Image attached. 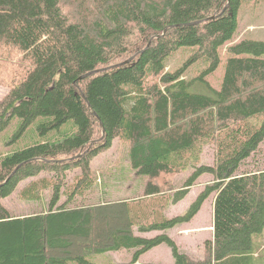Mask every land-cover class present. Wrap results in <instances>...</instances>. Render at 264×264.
Returning a JSON list of instances; mask_svg holds the SVG:
<instances>
[{
  "label": "trees",
  "instance_id": "trees-1",
  "mask_svg": "<svg viewBox=\"0 0 264 264\" xmlns=\"http://www.w3.org/2000/svg\"><path fill=\"white\" fill-rule=\"evenodd\" d=\"M242 2L0 0V13L42 25L56 42L40 58L10 18L0 22V132L14 119L16 137L35 124L30 145L0 153V264H93L89 256L120 250L135 264L160 245L174 264H255L264 169H242L264 141V42L233 43ZM176 54L183 59L170 68ZM116 139L128 145L143 198L86 203L96 185L90 163ZM207 147L211 165L201 163ZM185 172L172 191L167 181ZM201 176L212 183L187 210L163 216ZM25 181L19 197L48 193L46 209L15 216L2 201ZM212 194V238L192 259L165 232L189 223Z\"/></svg>",
  "mask_w": 264,
  "mask_h": 264
},
{
  "label": "rangeland",
  "instance_id": "rangeland-1",
  "mask_svg": "<svg viewBox=\"0 0 264 264\" xmlns=\"http://www.w3.org/2000/svg\"><path fill=\"white\" fill-rule=\"evenodd\" d=\"M5 18H10L6 14L0 13V22ZM238 29L233 43H237L243 40L260 41L264 42V0H243L242 5L238 11ZM13 21L14 26L20 32V34L26 39L28 45L33 52L40 58H44L49 53L53 52L56 48V42L52 36L39 24H28L21 22L15 18H10ZM182 55L175 56L174 61L169 66L175 67L181 62ZM224 67V66H223ZM192 70V68L190 69ZM189 70V71H190ZM222 76V69H219L208 78V82L217 87ZM6 89L0 87V99L5 95ZM264 115L257 119V126L260 125ZM18 120L14 119L10 124L0 132V153L6 152V154L13 152L17 149H23L26 145L31 144V140L28 141V136L34 130L35 124L33 123L25 132L19 137H16L18 131ZM37 123V120L35 121ZM128 145L124 142L116 139L113 141L112 146L105 152L98 154L92 159L90 163L91 175L96 179L95 191L90 198H87L86 203H92L99 201H115V200H142V188L144 181L142 182L131 170L129 161L127 159ZM201 163L211 165L213 163V150L211 147H207L201 157ZM243 171H253L264 169V141L260 145L254 157L248 159L245 162ZM79 171L69 172L68 181L72 179L74 174ZM189 172L179 173L172 176L168 181L173 187L172 191L179 190L182 182L188 177ZM142 178V177H141ZM211 178L209 176H201L195 184L189 189L186 197L173 205L166 207L162 211V215L166 217H173L183 214L190 203L196 198V196L204 189L206 185H210ZM28 184V181L22 182L15 193L10 197L4 199L2 203L9 212L15 216H27L35 213H41L46 209V204L49 198V194L46 193L42 196L41 201H23L18 192ZM171 191V192H172ZM215 194H212L202 205L200 212L187 224L178 225L170 229V237L174 243L183 252L194 255V257H203V240L209 236L211 238L213 233V210L215 203ZM63 200V199H62ZM136 201V202H137ZM62 202V201H61ZM151 202V200H150ZM150 208V206H149ZM160 213L159 206H156L152 212ZM149 215V213L147 214ZM156 217V216H155ZM137 234V233H136ZM167 235V231L165 232ZM147 238L154 237L153 234H140ZM254 251L253 256L255 264H264V230L261 235H257L253 238ZM179 249V250H180ZM167 246L160 245L153 248L149 252L142 255L141 260H145L144 263H149V260H160L163 264L167 263ZM93 264H127L131 259V251L120 250L116 252H105L103 254L89 256L87 258ZM147 259V260H146ZM154 263V262H151ZM72 264V263H71Z\"/></svg>",
  "mask_w": 264,
  "mask_h": 264
},
{
  "label": "crops",
  "instance_id": "crops-1",
  "mask_svg": "<svg viewBox=\"0 0 264 264\" xmlns=\"http://www.w3.org/2000/svg\"><path fill=\"white\" fill-rule=\"evenodd\" d=\"M200 212V211H199ZM177 216V215H176ZM172 217V216H171ZM171 217H168V218H171ZM174 217V216H173ZM187 224V223H186ZM177 227V226H176ZM170 230V229H169ZM169 230H167V236L169 237V238H171L170 237V231ZM154 233V237L155 236H157V235H159L160 233L159 232H150V233H146V234H153ZM136 234V233H135ZM136 235H139L138 233L136 234ZM140 236H142V237H145V238H147L146 236H144V235H140ZM149 238H150V236H149ZM211 238H212V236H211ZM210 238V236L207 238V239H205V240H203V242H205L206 240H210L211 239ZM172 239V238H171ZM173 240V239H172ZM168 248V247H167ZM169 249V251L167 250V263L166 264H174V260H173V257H172V254H171V250H170V248H168ZM180 249V248H179ZM180 251L182 252V253H184V254H186L187 256H189L190 258H192V259H201L202 257H194V255H191V254H188V253H186L185 251L183 252L181 249H180ZM141 258H142V256L137 260V262L135 263V264H163V262H160V260L158 259V260H149V263H144L145 262V260H141ZM130 260L131 259H129V261H128V263L127 264H129L130 263ZM147 260V259H146ZM151 262H154V263H151Z\"/></svg>",
  "mask_w": 264,
  "mask_h": 264
},
{
  "label": "water",
  "instance_id": "water-1",
  "mask_svg": "<svg viewBox=\"0 0 264 264\" xmlns=\"http://www.w3.org/2000/svg\"><path fill=\"white\" fill-rule=\"evenodd\" d=\"M143 51H141L140 53H142ZM134 58V56L131 58V59H129V60H127L125 63H127V62H129L130 60H132ZM83 77H85V76H83ZM83 77H81V78H83Z\"/></svg>",
  "mask_w": 264,
  "mask_h": 264
}]
</instances>
